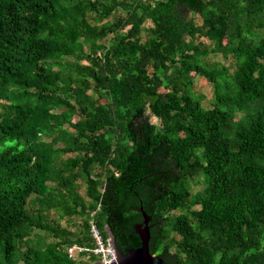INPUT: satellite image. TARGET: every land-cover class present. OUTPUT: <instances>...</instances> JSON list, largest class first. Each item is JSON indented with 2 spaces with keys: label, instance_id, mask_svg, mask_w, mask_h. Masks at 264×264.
Returning a JSON list of instances; mask_svg holds the SVG:
<instances>
[{
  "label": "trees",
  "instance_id": "obj_1",
  "mask_svg": "<svg viewBox=\"0 0 264 264\" xmlns=\"http://www.w3.org/2000/svg\"><path fill=\"white\" fill-rule=\"evenodd\" d=\"M140 208L167 264H264V0H0V264L127 255Z\"/></svg>",
  "mask_w": 264,
  "mask_h": 264
},
{
  "label": "water",
  "instance_id": "obj_2",
  "mask_svg": "<svg viewBox=\"0 0 264 264\" xmlns=\"http://www.w3.org/2000/svg\"><path fill=\"white\" fill-rule=\"evenodd\" d=\"M139 211L143 213L144 216V222L136 226L137 233L141 240V246L134 250H130L127 255H124L118 248L115 237L108 228L110 244L115 251L116 258L109 263L96 261L94 264H167L161 257L155 256L150 252L149 244L151 233L149 222L151 221V217L147 216L143 208H140Z\"/></svg>",
  "mask_w": 264,
  "mask_h": 264
},
{
  "label": "built area",
  "instance_id": "obj_3",
  "mask_svg": "<svg viewBox=\"0 0 264 264\" xmlns=\"http://www.w3.org/2000/svg\"><path fill=\"white\" fill-rule=\"evenodd\" d=\"M94 231V236L97 240V248L95 250L96 254H100L102 256V261L104 263H109L111 262L113 259H115V253L114 250L112 249V247L110 246V244H105L101 238V236L99 235V232L93 228ZM71 251V250H70Z\"/></svg>",
  "mask_w": 264,
  "mask_h": 264
},
{
  "label": "rangeland",
  "instance_id": "obj_4",
  "mask_svg": "<svg viewBox=\"0 0 264 264\" xmlns=\"http://www.w3.org/2000/svg\"><path fill=\"white\" fill-rule=\"evenodd\" d=\"M213 59L224 62V60H222V58L220 57H213ZM195 83L196 89H198L200 93L204 94L206 98L210 100L212 98L213 89L210 85L207 84L206 80L202 79L200 76L197 75L195 76ZM151 121L153 123H158V119L156 117H151Z\"/></svg>",
  "mask_w": 264,
  "mask_h": 264
},
{
  "label": "clouds",
  "instance_id": "obj_5",
  "mask_svg": "<svg viewBox=\"0 0 264 264\" xmlns=\"http://www.w3.org/2000/svg\"><path fill=\"white\" fill-rule=\"evenodd\" d=\"M108 244H110V239H109V241H108ZM110 246H111V244H110ZM112 247V246H111ZM113 249V248H112ZM96 250V249H95ZM114 250V249H113ZM71 252V251H70ZM114 253H115V251H114ZM96 254V253H95ZM115 258H116V256H115ZM99 261H101V262H103L102 260H99ZM95 263V262H94ZM93 263V264H94Z\"/></svg>",
  "mask_w": 264,
  "mask_h": 264
}]
</instances>
